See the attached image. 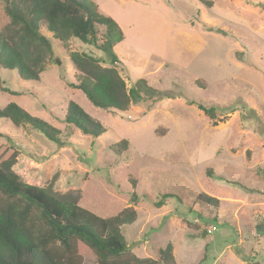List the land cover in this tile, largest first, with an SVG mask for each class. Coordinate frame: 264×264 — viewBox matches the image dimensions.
<instances>
[{"label":"rangeland","instance_id":"374dc122","mask_svg":"<svg viewBox=\"0 0 264 264\" xmlns=\"http://www.w3.org/2000/svg\"><path fill=\"white\" fill-rule=\"evenodd\" d=\"M93 1L124 33L118 68L141 101L111 113L73 87L71 52L110 67L105 52L77 39L54 40L61 65L48 64L39 82L0 70V107L16 102L63 139L3 120L0 142L20 152L15 171L41 187L57 174L55 189L81 191L80 205L100 217L134 207L138 219L122 234L139 257L158 259L172 243L177 264H264V0ZM9 21L0 0V30ZM72 101L103 124L101 137L65 123ZM198 105L215 107L216 118ZM80 250L81 264H98Z\"/></svg>","mask_w":264,"mask_h":264},{"label":"trees","instance_id":"16d2710c","mask_svg":"<svg viewBox=\"0 0 264 264\" xmlns=\"http://www.w3.org/2000/svg\"><path fill=\"white\" fill-rule=\"evenodd\" d=\"M9 23L0 30V70L16 72L24 81L39 82L50 63L61 65L54 56V40L72 39L105 52L110 67L87 52L69 54L77 74L73 87L82 91L97 108L124 113L141 101V95L118 68L114 49L123 39L117 22L106 16L93 0H3ZM198 108L216 118L215 107ZM15 127L31 126L50 141L63 144L61 131L33 116L16 102L0 107L2 121ZM65 123L83 135L101 137L106 128L75 102H70ZM9 140H11L9 138ZM128 147L123 140L113 146L121 154ZM20 152L9 142H0V264H81V247L96 256L98 264H177L174 246L158 251V259L137 256L122 234V228L138 219L134 207L115 216L100 217L82 207L79 190L65 193L55 189L56 174L46 186L25 183L15 171ZM171 195L155 206L161 208ZM200 200L218 206L219 200L201 194ZM264 237V228H257Z\"/></svg>","mask_w":264,"mask_h":264},{"label":"built area","instance_id":"2783aa9c","mask_svg":"<svg viewBox=\"0 0 264 264\" xmlns=\"http://www.w3.org/2000/svg\"><path fill=\"white\" fill-rule=\"evenodd\" d=\"M213 230H215V228H212V230H210V232H212Z\"/></svg>","mask_w":264,"mask_h":264},{"label":"crops","instance_id":"0c3cea01","mask_svg":"<svg viewBox=\"0 0 264 264\" xmlns=\"http://www.w3.org/2000/svg\"><path fill=\"white\" fill-rule=\"evenodd\" d=\"M100 8V7H99Z\"/></svg>","mask_w":264,"mask_h":264}]
</instances>
